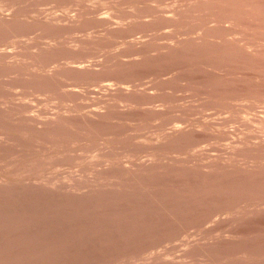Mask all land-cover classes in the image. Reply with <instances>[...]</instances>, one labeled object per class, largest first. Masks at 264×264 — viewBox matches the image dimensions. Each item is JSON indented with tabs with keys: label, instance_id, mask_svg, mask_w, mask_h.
Segmentation results:
<instances>
[{
	"label": "rangeland",
	"instance_id": "1",
	"mask_svg": "<svg viewBox=\"0 0 264 264\" xmlns=\"http://www.w3.org/2000/svg\"><path fill=\"white\" fill-rule=\"evenodd\" d=\"M196 2L0 0V217L21 220L32 205L53 223L48 244L75 233L84 264H264V70L201 67L192 53L223 25L259 57L264 21L248 27ZM94 124L104 129L91 136ZM101 195L110 209L75 226ZM27 229L8 240L24 243ZM116 231L136 235L118 250Z\"/></svg>",
	"mask_w": 264,
	"mask_h": 264
},
{
	"label": "bare ground",
	"instance_id": "2",
	"mask_svg": "<svg viewBox=\"0 0 264 264\" xmlns=\"http://www.w3.org/2000/svg\"><path fill=\"white\" fill-rule=\"evenodd\" d=\"M199 2V3H198ZM198 3L197 6L199 5L200 7H204V8H207V10L209 9V12L212 11V8H211V5L212 3L214 2H217L216 6H214V10H216L215 12H218L221 16V19L224 18L226 20H233L234 23L235 21L239 22L243 20V18H245V16H247V18H245V20L249 19L248 22H251V24L248 26V27H255L256 23L253 24V22L255 21H264V0H198ZM196 6V5H194ZM193 8V7H192ZM195 9V7L193 8ZM211 9V10H210ZM204 10V9H203ZM188 12L191 13V10H189ZM199 12V11H198ZM213 12V13H215ZM193 13V11H192ZM204 13V11H203ZM216 13V15L218 14ZM201 14V13H200ZM208 14V12H207ZM206 14V15H207ZM211 15V13H210ZM82 16V15H81ZM80 16V17H81ZM10 17V16H9ZM11 17H14V16H11ZM17 17V16H15ZM83 17V16H82ZM86 17V16H85ZM187 17V16H186ZM2 18V17H1ZM209 19V18H208ZM241 19V20H240ZM7 20V19H6ZM88 20V19H87ZM102 20V19H101ZM239 20V21H238ZM243 20V21H245ZM5 21V20H4ZM13 21V20H12ZM17 21V20H16ZM16 21L14 20L13 22L16 23ZM187 21V20H186ZM11 22V21H10ZM84 22V21H83ZM88 22V21H87ZM85 22V23H87ZM90 22V21H89ZM93 22V21H92ZM185 22V21H184ZM232 22V21H231ZM236 22V23H237ZM230 23V22H229ZM246 23V22H244ZM263 23V22H262ZM23 24V23H22ZM220 24V23H219ZM238 24V23H237ZM261 24V23H260ZM11 25V24H10ZM13 25V23H12ZM11 25V26H12ZM245 25V24H244ZM9 26L8 22H3L0 20V33L1 31L3 30V27H7ZM10 26V27H11ZM209 26V25H208ZM216 26V25H214ZM230 26V25H229ZM258 26V25H257ZM256 26V27H257ZM264 26V25H263ZM8 27V29L10 28ZM23 26H21L22 28ZM261 27V26H260ZM232 28V26L230 27ZM230 28H223V25L222 27L220 26V28L217 27H213V28H210L211 31L208 30L207 34H208V37L205 39V41L201 42L197 48H195L194 50H192L193 54H198L200 56L199 60L197 61L198 63H200L199 65L201 66V64L204 62V65L206 64H210L211 62H213V59L214 58H217V59H220L221 60H224V61H227V62H231L233 63L235 60H238V59H243L245 60L243 63L245 64V67L250 69V70H253L254 68H262L264 70V52H260L261 53V58H259L258 56H256L255 58H252L254 57L253 54V51L248 49L246 47V45H242V47L239 46V44L237 45V42L239 41L237 39L236 36H234V31H229ZM262 28V27H261ZM221 30L220 32H223L225 35H224V39H223V43H219V44H215L214 41L211 39V37L213 36V34L215 33L216 30ZM5 32H6V29H4ZM11 30V29H10ZM206 30V29H205ZM261 30V29H260ZM9 30H7L8 32ZM227 31H229L228 33H226ZM237 31V30H236ZM4 32V33H5ZM6 32V33H7ZM23 32V31H22ZM214 32V33H213ZM255 33L256 32H259V31H254ZM113 34H115V32H112ZM117 33V32H116ZM125 33V32H124ZM216 33H219V31H217ZM215 33V34H216ZM264 33V32H263ZM19 34V33H18ZM118 34V33H117ZM214 34V35H215ZM221 35V33H219ZM247 34V33H246ZM251 34V33H250ZM254 34V33H253ZM261 34V33H260ZM5 35V34H4ZM120 35V34H118ZM231 35V36H229ZM255 35V34H254ZM258 35V34H256ZM255 35V36H256ZM262 35V34H261ZM1 36V35H0ZM252 36V35H251ZM259 36V35H258ZM236 37V38H235ZM260 37V36H259ZM263 37V35L261 36V38ZM264 38V37H263ZM262 41V40H261ZM246 43V42H245ZM250 43V42H249ZM254 45V44H253ZM183 49V48H182ZM254 49V48H253ZM187 51L189 49H186ZM185 50V51H186ZM191 50V49H190ZM178 52V51H177ZM181 53V52H180ZM184 53V52H183ZM186 53V52H185ZM190 53V55H193ZM46 55H49V54H46ZM184 55V54H183ZM182 55V56H183ZM230 55V57H229ZM257 55V54H255ZM263 55V56H262ZM185 56V55H184ZM183 56V57H184ZM195 56V55H194ZM193 56V57H194ZM48 56H45V58H47ZM181 57V58H183ZM192 57V56H191ZM251 57V58H250ZM190 58V57H189ZM198 58V57H197ZM263 58V61L261 60ZM216 59V60H217ZM247 59V61H246ZM149 60V59H148ZM36 62V61H35ZM173 62V61H172ZM175 62V61H174ZM238 62V61H237ZM195 63V62H194ZM203 65V64H202ZM220 65V64H219ZM196 66V67H199L197 68V70H199L201 67L203 66ZM234 66V65H232ZM243 66V65H242ZM237 67V66H236ZM194 68V67H193ZM207 68V67H206ZM205 67L203 69H206ZM239 68H240V65H239ZM78 71H82L78 68H76ZM237 69V68H236ZM76 70V71H77ZM137 70V69H136ZM134 70V71H136ZM262 70V71H263ZM77 71V72H78ZM118 71V70H116ZM69 72V71H68ZM74 72V71H73ZM115 72V71H114ZM126 72V71H125ZM243 72V71H242ZM120 73V72H119ZM122 73V72H121ZM263 73V72H262ZM107 75V74H106ZM86 76V75H85ZM88 76V75H87ZM86 76V77H87ZM243 79V78H242ZM247 77L244 79V81H247L246 80ZM33 80L37 81V82H40L42 83V80H38L37 78H34ZM264 80V79H263ZM45 81V80H44ZM235 81V80H234ZM248 82V81H247ZM220 83V82H219ZM242 84V82H241ZM247 84V83H246ZM249 86H250V82H248ZM253 84V83H252ZM263 84V83H262ZM238 85V84H237ZM245 85V83H244ZM260 85V84H259ZM43 87H48L49 90L50 87L53 86V84L51 85H48V84H44L42 83ZM55 86V84H54ZM230 86V85H228ZM240 86V84H239ZM246 86V85H245ZM264 86V84L262 85ZM260 85V89L261 90L262 87ZM244 87V86H243ZM238 90L239 88L236 87ZM245 88V87H244ZM247 88H248V85H247ZM245 88V90L247 89ZM226 89V88H225ZM252 89V88H251ZM249 90V88H248ZM262 91V90H261ZM221 93V92H220ZM134 96V95H133ZM209 97V96H208ZM136 102V101H135ZM254 102V101H253ZM108 114V113H107ZM112 115V114H111ZM103 116V115H102ZM72 118V117H71ZM246 118V117H245ZM83 119V118H82ZM62 120V119H61ZM72 120V119H71ZM81 120V119H80ZM100 120V119H99ZM75 121V120H74ZM83 121V120H81ZM88 121V120H87ZM98 121V120H97ZM64 122V121H63ZM67 122V121H66ZM77 122V121H76ZM79 122V121H78ZM93 122V121H92ZM96 122V120H95ZM254 122V121H253ZM87 124V123H86ZM264 124V123H263ZM93 125V124H92ZM72 126V123H64V128L66 129H69V127ZM114 127V126H113ZM50 128V126H49ZM52 129V128H51ZM85 131L86 132H89V134L91 136H94L96 133H100L101 130H103L104 128L103 127H100V125L98 124V126H96L94 124V127H90V126H87L85 127ZM73 130V129H72ZM116 130V129H115ZM118 131V130H117ZM178 131V130H177ZM12 133V132H11ZM44 133V132H43ZM49 133V131H48ZM53 133V132H52ZM120 135V134H119ZM72 136V135H71ZM173 137H176L175 139L177 140L178 136H173ZM126 142H127V139H126ZM173 142H175V140H173ZM245 144V143H244ZM52 148V147H51ZM5 150V149H4ZM6 151V150H5ZM38 151V150H37ZM14 152V151H13ZM16 152V151H15ZM36 153V152H35ZM17 158V157H16ZM173 169V168H172ZM171 169V171H172ZM181 170V169H180ZM176 171H179V170H176ZM156 172V171H154ZM180 172V171H179ZM172 173V172H171ZM183 173V172H182ZM185 173V172H184ZM183 173V174H184ZM171 176V175H170ZM176 176V175H175ZM179 176V175H178ZM140 177V176H139ZM188 177V176H187ZM235 177V176H234ZM190 178V177H189ZM216 178V177H215ZM214 178V179H215ZM218 178V177H217ZM247 178H250V176H247ZM175 179V177H174ZM181 179V178H180ZM185 179V178H184ZM208 179V178H207ZM235 179V178H234ZM252 179V178H251ZM254 179V178H253ZM190 180V179H189ZM205 180V179H204ZM202 180V181H204ZM236 180V179H235ZM177 181V180H176ZM192 181V180H191ZM208 181V180H207ZM209 182V181H208ZM212 182V181H211ZM253 182V181H252ZM188 183V182H187ZM199 183H202V182H199ZM198 183V184H199ZM244 183V182H243ZM250 183V182H249ZM197 184V185H198ZM207 184V182H206ZM239 184V183H237ZM209 185V184H208ZM216 185V184H215ZM205 186V185H204ZM203 186V187H204ZM210 186V185H209ZM238 186V185H237ZM240 186V184H239ZM214 187V186H213ZM236 187V186H235ZM219 188V187H217ZM215 189V188H214ZM238 189V188H237ZM254 189V188H253ZM256 189H258L256 187ZM222 191H227L225 190V186L222 185ZM35 192V191H34ZM166 192H169V191H166ZM165 193V192H164ZM162 194V193H161ZM34 193L32 194L31 193V196H33ZM213 195V194H212ZM211 195V196H212ZM21 196V195H20ZM23 196V195H22ZM30 196V197H31ZM38 196V195H37ZM42 196V195H41ZM118 196V195H117ZM210 196V197H211ZM3 197V196H2ZM19 197V196H18ZM123 197V196H122ZM130 197H133V195H131ZM225 197V196H224ZM229 197V196H228ZM41 199V198H40ZM82 201V199H80ZM123 200V199H122ZM0 201H2V198H0ZM18 201V200H17ZM56 201V200H54ZM109 201V197L107 195H101L100 197L96 198L95 201H90L89 206L90 208H88V211L87 213H85L84 211H75L73 217L75 219H77L76 221V224L75 226H78V224L80 223V220L83 219L84 217H88V218H91L90 216V213L91 211H95L96 209L98 211L102 210L104 211L105 209L104 208H101V207H107L106 205H108V202ZM87 202V201H85ZM133 202V201H132ZM20 203V202H19ZM18 203V204H19ZM33 203V202H32ZM164 203V202H163ZM162 203V204H163ZM188 203V202H187ZM17 204V205H18ZM23 204V203H22ZM1 205V204H0ZM24 205V204H23ZM101 205V206H100ZM42 206V205H41ZM46 206V205H44ZM54 205L52 203L48 204L47 206V209L50 210V207ZM109 206V209H110V206H111V203L108 205ZM33 210H31V213H27L26 214H23L22 215V219H18V220H13L11 219L9 216L3 214L2 217H0V231L2 230H8L10 231V234L9 236H7V239L5 238H0V240L3 241H0V264H55L54 262L56 261V264H84L85 263V258H89V250L87 252V250H84V248H79L77 247V245H80V244H74V242H77L78 240V237L76 238V236H72L73 234L75 233H72L71 234H68L67 232L65 231H62L60 234L58 235H55L54 237L50 238V243L48 244L47 242V239L50 237V233H51V225L53 223H50L47 221L46 217L45 216H41L40 215V210L38 211L35 207H33L32 205L30 206ZM57 207V206H55ZM18 208V207H17ZM16 208V209H17ZM100 209V210H99ZM1 210V209H0ZM76 210V209H75ZM108 210V209H107ZM106 211V210H105ZM57 213L58 215L60 216L59 218L61 220H63V217L61 216V214H65V210L63 209V207H60V208H57ZM93 213V212H92ZM106 213V212H105ZM108 213L110 215H108L109 218H113V219H116L114 216L115 213H111V211H108ZM107 214V213H106ZM5 215V216H4ZM116 215V214H115ZM120 215V214H119ZM1 216V215H0ZM36 219L37 221H40V222H35L34 219ZM264 218V217H263ZM124 218L123 217H119L117 220L122 222L123 223V220ZM20 220V221H19ZM59 219H57L56 221H58ZM258 220V219H257ZM262 220V219H261ZM29 222H32L33 224L36 223V225H38L36 227V230L35 229H32V232L30 229H27L28 228V224ZM85 222V220H84ZM264 222V221H262ZM110 223V222H109ZM135 223V222H134ZM256 223V222H255ZM74 224V223H73ZM35 225V226H36ZM34 226V225H33ZM75 226L73 225V227L75 228ZM6 227H9V228H6ZM66 227V226H65ZM72 227V226H70ZM95 227H97V230L100 232V226L97 224H95ZM25 228L28 230L26 231L25 233L27 235H24V236H18L16 237L17 239H19L18 241H22L24 243H16V244H11L12 242L9 241V237H12L14 238L15 237V231H16V234H18L19 232H24ZM247 228V227H246ZM73 229V228H72ZM77 229V227L74 229V231ZM245 229V228H244ZM78 230V229H77ZM95 230V231H97ZM251 230V229H250ZM87 232V231H86ZM114 232V231H113ZM103 233V232H102ZM101 233V234H102ZM122 233V232H121ZM134 233V232H133ZM104 234V233H103ZM118 234L119 232L116 231L114 236L111 238V240L114 239L115 241V244H116V249L120 250L123 246L125 245L126 241L125 240H129V239H132V236L134 238V236L136 235H131V236H127V235H123V239L124 240H121V241H118ZM123 234V233H122ZM33 235V236H31ZM83 235V234H82ZM119 236H121L119 234ZM81 237V235H80ZM86 237L85 235H83L82 238ZM163 237V236H162ZM109 238V237H108ZM7 243V245H5V243ZM5 245V246H4ZM110 245V244H109ZM23 246H25L26 248H28V251L26 253H24L25 255H23V253L19 252L18 250L23 248ZM74 246L76 248H74ZM92 247V246H91ZM80 250H79V249ZM106 248V247H105ZM113 249V247H110ZM56 249H59V251L61 252L59 254V252L56 250ZM87 249V248H85ZM108 250V249H107ZM58 252V253H57ZM106 252V251H105ZM224 253V252H223ZM29 256H34L36 259L35 260H30L28 263H25V261L28 259ZM98 256V255H97ZM32 258V257H31ZM83 260V261H82Z\"/></svg>",
	"mask_w": 264,
	"mask_h": 264
}]
</instances>
